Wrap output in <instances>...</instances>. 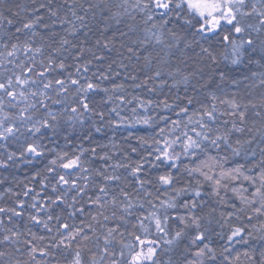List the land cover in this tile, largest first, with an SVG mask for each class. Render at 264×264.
<instances>
[{
  "label": "snow or ice",
  "instance_id": "snow-or-ice-1",
  "mask_svg": "<svg viewBox=\"0 0 264 264\" xmlns=\"http://www.w3.org/2000/svg\"><path fill=\"white\" fill-rule=\"evenodd\" d=\"M0 264H264V0H0Z\"/></svg>",
  "mask_w": 264,
  "mask_h": 264
}]
</instances>
